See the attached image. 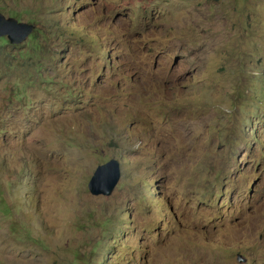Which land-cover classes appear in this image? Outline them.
Segmentation results:
<instances>
[{
	"label": "rangeland",
	"instance_id": "1",
	"mask_svg": "<svg viewBox=\"0 0 264 264\" xmlns=\"http://www.w3.org/2000/svg\"><path fill=\"white\" fill-rule=\"evenodd\" d=\"M0 13V264H264V0Z\"/></svg>",
	"mask_w": 264,
	"mask_h": 264
},
{
	"label": "water",
	"instance_id": "2",
	"mask_svg": "<svg viewBox=\"0 0 264 264\" xmlns=\"http://www.w3.org/2000/svg\"><path fill=\"white\" fill-rule=\"evenodd\" d=\"M31 24L18 22L16 19L6 18L0 13V38H6L9 44L23 43L33 32ZM120 179V164L111 159L98 166L87 184L89 193L93 196H110Z\"/></svg>",
	"mask_w": 264,
	"mask_h": 264
},
{
	"label": "trees",
	"instance_id": "3",
	"mask_svg": "<svg viewBox=\"0 0 264 264\" xmlns=\"http://www.w3.org/2000/svg\"><path fill=\"white\" fill-rule=\"evenodd\" d=\"M32 33H33V32H32ZM32 33H31L30 35H32ZM30 35H29V36H30ZM29 36H28V37H29ZM33 36H34V35H32L31 38H32ZM4 42L7 43V41H6L5 39H4Z\"/></svg>",
	"mask_w": 264,
	"mask_h": 264
},
{
	"label": "clouds",
	"instance_id": "4",
	"mask_svg": "<svg viewBox=\"0 0 264 264\" xmlns=\"http://www.w3.org/2000/svg\"><path fill=\"white\" fill-rule=\"evenodd\" d=\"M18 21V20H17ZM19 22V21H18ZM28 24H30V23H28ZM31 25H33V24H31ZM34 26V25H33Z\"/></svg>",
	"mask_w": 264,
	"mask_h": 264
}]
</instances>
